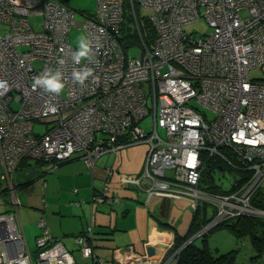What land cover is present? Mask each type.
<instances>
[{
	"label": "built area",
	"instance_id": "built-area-1",
	"mask_svg": "<svg viewBox=\"0 0 264 264\" xmlns=\"http://www.w3.org/2000/svg\"><path fill=\"white\" fill-rule=\"evenodd\" d=\"M134 26L143 50L126 53L117 34L124 20L126 0H97L93 15L77 22L75 11L61 0H0V195L9 196L12 211L0 214V264H75L63 241L53 235L44 216L33 253L22 227L21 200L14 178L24 159L50 162L51 170L75 154L88 166L125 146L147 143L143 171L121 177L125 186L171 199L189 200L208 221L194 237L241 216L264 217V0H129ZM137 5V6H136ZM153 8L156 35L144 42L139 9ZM40 15L41 31L30 23ZM205 17L210 30L192 34L184 24ZM85 29L91 41L87 57L76 63L70 42L74 26ZM62 61V62H61ZM91 68L83 83L74 69ZM59 70L60 93L33 89L34 77ZM211 113H210V112ZM152 114V128L141 122ZM46 124L35 131V123ZM165 135H161L159 128ZM234 173L233 184L213 190L205 171L211 161ZM109 176L113 168L107 167ZM77 191V189H75ZM110 204L109 187L92 201ZM80 204V201L77 202ZM211 207V213L208 209ZM203 215L202 217H205ZM92 224L76 236L85 259H103L90 242ZM175 238H165L163 252ZM114 264L141 259L132 247ZM225 264H235L228 262Z\"/></svg>",
	"mask_w": 264,
	"mask_h": 264
},
{
	"label": "crops",
	"instance_id": "crops-1",
	"mask_svg": "<svg viewBox=\"0 0 264 264\" xmlns=\"http://www.w3.org/2000/svg\"><path fill=\"white\" fill-rule=\"evenodd\" d=\"M148 149L149 145L135 158L136 164L123 170L122 163L117 165L116 159L120 150L102 155L94 167L88 166L79 154H75L53 170L50 162L36 159L22 161L16 171L14 183L28 217V223L24 225L20 214L26 238L30 235L36 240L41 232L38 220L44 216L53 235L59 237L70 251H74L79 249L76 236L84 233L92 224L94 234L90 242L96 255L103 259V264H114L117 260L125 258L129 247L141 256L134 264H177V257L173 256L174 250H159L153 256H147L146 247L162 243L165 238H175L176 235L184 236L188 233L192 218L189 224L186 222L184 234L179 232L180 227L173 226L170 222L173 214L172 203L182 199L153 195L147 202L146 191H118L112 183L119 179L121 181V176L118 175L120 171L128 175H139L143 171ZM130 160L133 162L134 158ZM107 167L113 168L111 176ZM104 181L111 182L110 195L121 193L125 195V199H118L117 202L115 200L114 204L109 206L105 201V205L100 207L101 210L98 208L94 216L92 198L100 191L99 187ZM79 201L80 204H77ZM86 203L91 204L92 213L89 218L84 216L87 215L86 208H89Z\"/></svg>",
	"mask_w": 264,
	"mask_h": 264
},
{
	"label": "rangeland",
	"instance_id": "rangeland-1",
	"mask_svg": "<svg viewBox=\"0 0 264 264\" xmlns=\"http://www.w3.org/2000/svg\"><path fill=\"white\" fill-rule=\"evenodd\" d=\"M64 2L69 8L74 9L75 11V19L77 22L82 21L85 19L86 15L90 11H95L97 7V0H61ZM139 12L141 15H147L151 16L155 13L153 8L142 6L139 9ZM30 23L34 26L36 31H41L42 27L39 25V23L43 20V17L40 15H31L29 17ZM4 24L0 23V34H3L5 32ZM183 29L192 34H205L209 32L210 27L205 19V17L197 18L189 23L184 24ZM86 36V31L84 28L79 26H74L70 32V42L73 46L76 47V41L80 36ZM143 50V47L141 45H138L137 47H134L131 50V54L136 55L137 53L141 52ZM262 68L258 67L255 69H252L251 75L254 78H261L264 76V73L262 72ZM210 112V111H209ZM211 113V112H210ZM141 125L143 127H146L147 130H150L152 128V114H150L148 117H146L142 122ZM46 128V124L41 122L35 123V131H44ZM159 132L161 135H165V131L163 128H159ZM146 143H138V144H132L129 146H125L120 149L119 156L117 159V165L122 163L123 168H129L131 165L136 164L135 158H137L141 153L144 152V150L147 148ZM134 158V161L132 162L130 159ZM121 177L128 175L124 171H120L118 174ZM134 176V175H132ZM136 176V175H135ZM215 183L219 186H221L222 189H230L233 180H234V173L231 172L229 169H225L224 171L221 169H217L215 174ZM116 188H118V191L121 189L122 191L130 190V189H136V187L133 186H125L121 183L120 179L119 181H113L112 182ZM108 185L109 187V195L111 193V182L106 183L105 181L102 183L101 187H99L100 191L103 189L104 185ZM117 192V190L113 189ZM112 196V195H110ZM113 197H115L116 202L117 200L125 199V195H121V193L115 194ZM9 196L5 195V197L0 196V214H6L10 213L12 211V206L9 202ZM93 200V198H92ZM184 200V201H183ZM142 202V201H141ZM104 202H97L92 201L91 204L94 205V216L97 214L98 208L101 210V206L105 205ZM10 204V205H9ZM91 204L86 203L85 205H88V209L86 208L87 215H84L85 217L88 216V218L91 215ZM108 206L113 205L110 204L109 201H107ZM116 204V203H115ZM11 206V207H10ZM173 206V214L171 217V224L173 226L180 227L178 230L181 234H184L186 232V225L187 223L191 221L192 215H193V209L191 207V204L189 200L182 199L177 200V202L172 203ZM20 214L22 217V221L24 225L28 223V217L25 214V207L20 206ZM211 207L208 209V213H211ZM185 213V215H184ZM154 214V213H153ZM157 216V215H155ZM162 219V217H161ZM261 219H264V217H261ZM187 222V223H186ZM261 224L259 222H256L255 224H252L250 226V229L245 231H236L234 228L229 226H218L214 230L209 231L206 233V239L207 244L212 251V253L215 256H219L220 254L227 253V252H233L234 253V260L235 264H264V250H259L253 243V237L254 235H261L263 234L260 230ZM204 236L203 234L198 235L194 238V243L197 245L204 244ZM27 242L30 250L35 253L37 248V243L35 238L30 237V235H27ZM3 249V245L0 243V252ZM72 254L74 256L75 264H91V260L85 259L79 249L72 251Z\"/></svg>",
	"mask_w": 264,
	"mask_h": 264
},
{
	"label": "trees",
	"instance_id": "trees-1",
	"mask_svg": "<svg viewBox=\"0 0 264 264\" xmlns=\"http://www.w3.org/2000/svg\"><path fill=\"white\" fill-rule=\"evenodd\" d=\"M93 14L94 11H90L88 12L87 15H93ZM139 24L144 42L147 45H150L156 35V30L153 25V22L151 21L150 16L147 15L145 16L140 14ZM117 38L119 39L126 53L131 52V50L134 47H137L138 45L142 46L140 35L138 34L134 26V18L130 11L129 0H126L124 20L121 25L120 32L119 34H117ZM220 163H221L220 160H218V163L216 164L214 161H211V163L208 165L209 167L205 171L206 180L208 182L213 183L212 189L216 191H224V189H222L221 186L217 185L213 180V172L215 170L214 166L217 165V167L219 168L225 167V164L223 163L220 164ZM253 202L258 206L264 207V199L260 198V192L257 193L256 197L253 199ZM203 215H205V213L200 209H198L197 211H193L192 221L190 223V228L188 233L184 236L176 235L172 250H176L177 248H179V246L183 242L187 241L202 228V225L206 223L209 219V217L207 218L206 215L205 217H202ZM256 222H259V224H261L260 230L262 231L263 234L261 235L255 234L253 237V243L259 250H264V219H261V217L241 216L232 221L224 222L218 226H229L234 228L236 231L238 230L242 232L247 229L249 230L250 226L252 224H255ZM218 226L214 227L211 230H214ZM92 232L93 233H92V237L90 238V241H92L93 239V234H94L93 229ZM206 235H207L206 233L203 234V236L205 237L204 244L197 245L194 243V239H193L186 246H184L176 258L177 260L176 263L177 264H225L228 262L235 263L234 253L232 251L220 254L219 256H215L207 244ZM89 259H91V264H95L93 258H89Z\"/></svg>",
	"mask_w": 264,
	"mask_h": 264
},
{
	"label": "clouds",
	"instance_id": "clouds-1",
	"mask_svg": "<svg viewBox=\"0 0 264 264\" xmlns=\"http://www.w3.org/2000/svg\"><path fill=\"white\" fill-rule=\"evenodd\" d=\"M91 41L87 36H80L76 41L75 50L72 53V59L79 63L82 58L87 57L90 52ZM62 62V61H61ZM92 72L91 68L74 69L72 77L77 82L83 83ZM33 89L40 88L45 92L58 94L64 88L63 74L59 70L47 69L42 74L34 77L32 82Z\"/></svg>",
	"mask_w": 264,
	"mask_h": 264
},
{
	"label": "water",
	"instance_id": "water-1",
	"mask_svg": "<svg viewBox=\"0 0 264 264\" xmlns=\"http://www.w3.org/2000/svg\"><path fill=\"white\" fill-rule=\"evenodd\" d=\"M163 246H164L163 243L148 245L146 247V255L147 256H153L155 253L159 252V250H160V252H163V249H162Z\"/></svg>",
	"mask_w": 264,
	"mask_h": 264
}]
</instances>
